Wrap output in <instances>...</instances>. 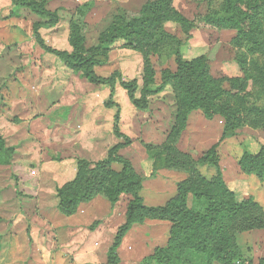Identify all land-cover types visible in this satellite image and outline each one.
Returning a JSON list of instances; mask_svg holds the SVG:
<instances>
[{"label": "rangeland", "instance_id": "374dc122", "mask_svg": "<svg viewBox=\"0 0 264 264\" xmlns=\"http://www.w3.org/2000/svg\"><path fill=\"white\" fill-rule=\"evenodd\" d=\"M42 1L56 14L47 27L37 26L41 20L28 8L0 0V264H107V249L131 195L121 193L114 204L96 196L67 215L58 209L57 191L75 179L82 160L101 161L123 142L114 134L116 115L130 140L118 154L142 178L145 204L164 203L178 181L196 177L199 159L215 145L226 186L238 198L251 196L264 212V127L253 124L254 119L264 123V53L236 46L233 29L204 23L205 3L192 0L173 1L187 23L164 22L171 41L134 49L119 40L96 50L112 15H137L149 0ZM44 44L86 56L98 51L95 73H116V82L89 80L83 67L67 65ZM146 55L155 71L152 80L145 76ZM176 56L203 58L223 91L212 106L219 110L229 103L240 115L231 119L229 135H223L224 116L208 118L189 106L173 79L146 96L145 109L132 104L119 78L135 81V97L141 98L147 86H160L161 69H175ZM248 155H258L255 170L244 162ZM200 170L213 173L211 167ZM262 211H245L229 231L244 257L234 264H264V226L253 221ZM170 225L150 217L133 224L116 250L119 264H139L165 245Z\"/></svg>", "mask_w": 264, "mask_h": 264}, {"label": "trees", "instance_id": "16d2710c", "mask_svg": "<svg viewBox=\"0 0 264 264\" xmlns=\"http://www.w3.org/2000/svg\"><path fill=\"white\" fill-rule=\"evenodd\" d=\"M173 1L149 0L143 4L137 15H112L109 25L98 37L96 50L105 51L119 40L134 49H149L154 43L171 41L173 36L164 29V22L174 20L184 26L187 23L174 7ZM192 1L205 3L207 10L200 15L204 23L216 28L233 29L235 35L232 40L236 46L245 47L251 52L264 53V0ZM12 3L16 7L23 6L35 13L41 20L37 26L47 27L56 19V14L50 11L42 0H12ZM44 48L69 66L83 67L85 76L91 81L111 85L116 82V73L108 77L95 73L94 66L101 63L100 59L95 57L98 51L86 56L81 52H67L45 44ZM146 63L145 76L152 80L155 71L150 55H146ZM160 79V86H147L142 90L141 98L135 97V81L127 82L119 78V83L127 90L132 104L143 110L147 107L146 96L156 92L165 81L173 79L181 87L183 98L189 106L201 109L208 118H212L216 113L224 116L225 136L231 132V119H240L237 109L229 103H223L219 110L212 106L211 102L223 91L221 85L215 83L210 75V70L204 67L203 58L188 61L176 56L175 69H161ZM253 124L256 127H264L263 121L259 119H254ZM113 130L115 136L122 138L123 142L113 145L106 158L101 161L90 163L82 160L78 164L75 179L57 191L58 209L67 215L73 213L81 202L91 201L96 196H103L109 203L114 204L121 193L131 195L125 220L117 228L107 249V264H119L117 248L132 225L141 222L144 217L168 220L171 225L165 245L155 247L153 253L143 258L139 264H180L182 260L192 261L197 257L201 259L199 264H212L215 260L222 264H234L236 260L244 259L242 249L229 239V231L245 211L263 209L251 196L238 198L235 192L226 186L219 168L215 145L206 150L199 159V168L194 170L196 177L178 181L175 191L164 203L147 205L140 194L142 178L133 172L128 160L118 154L130 140L121 133L117 115ZM3 146L0 141V150H3ZM255 157L258 155L244 157V162L250 170H255L258 163ZM112 163H120L121 167L115 169ZM200 166L211 167L213 173L206 176L201 172ZM253 221L264 226V215Z\"/></svg>", "mask_w": 264, "mask_h": 264}]
</instances>
